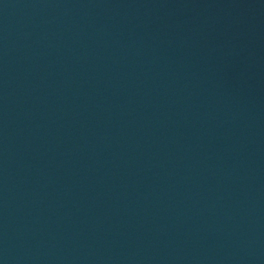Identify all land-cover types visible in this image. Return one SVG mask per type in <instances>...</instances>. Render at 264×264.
I'll list each match as a JSON object with an SVG mask.
<instances>
[{
  "label": "water",
  "instance_id": "obj_1",
  "mask_svg": "<svg viewBox=\"0 0 264 264\" xmlns=\"http://www.w3.org/2000/svg\"><path fill=\"white\" fill-rule=\"evenodd\" d=\"M0 264H264V0H0Z\"/></svg>",
  "mask_w": 264,
  "mask_h": 264
}]
</instances>
